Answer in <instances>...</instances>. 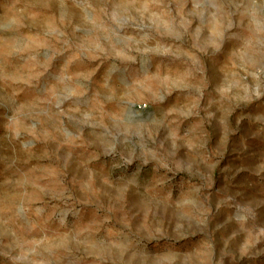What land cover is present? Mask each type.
<instances>
[{
    "label": "rangeland",
    "instance_id": "obj_1",
    "mask_svg": "<svg viewBox=\"0 0 264 264\" xmlns=\"http://www.w3.org/2000/svg\"><path fill=\"white\" fill-rule=\"evenodd\" d=\"M0 264H264V0H0Z\"/></svg>",
    "mask_w": 264,
    "mask_h": 264
}]
</instances>
